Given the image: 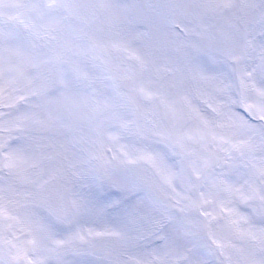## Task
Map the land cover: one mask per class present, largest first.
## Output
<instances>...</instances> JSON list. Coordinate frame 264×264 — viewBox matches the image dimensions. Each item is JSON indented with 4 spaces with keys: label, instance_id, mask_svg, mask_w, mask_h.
<instances>
[{
    "label": "snow or ice",
    "instance_id": "obj_1",
    "mask_svg": "<svg viewBox=\"0 0 264 264\" xmlns=\"http://www.w3.org/2000/svg\"><path fill=\"white\" fill-rule=\"evenodd\" d=\"M0 264H264V0H0Z\"/></svg>",
    "mask_w": 264,
    "mask_h": 264
}]
</instances>
